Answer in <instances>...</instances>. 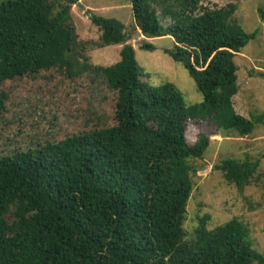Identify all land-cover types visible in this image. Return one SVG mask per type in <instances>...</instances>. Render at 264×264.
I'll use <instances>...</instances> for the list:
<instances>
[{"label":"trees","instance_id":"1","mask_svg":"<svg viewBox=\"0 0 264 264\" xmlns=\"http://www.w3.org/2000/svg\"><path fill=\"white\" fill-rule=\"evenodd\" d=\"M79 1L0 4V86L53 68L70 79L105 69L76 53L71 10ZM129 1L144 36L172 38L166 53L189 71L204 102L187 106L172 84L146 85L135 49L125 45L120 64L105 73L123 66L115 126L0 156V264H264L243 222L210 231L201 221L191 236L185 228L194 189L190 160L203 158L213 135L246 137L263 121L237 115L231 104L238 93L235 57L258 32L232 22L235 4ZM89 17L101 32L99 47L126 43L121 22ZM141 48L156 50L149 43ZM7 99L0 92V137ZM192 124L207 125L194 145L187 142ZM259 165L226 159L218 170L242 191Z\"/></svg>","mask_w":264,"mask_h":264},{"label":"rangeland","instance_id":"2","mask_svg":"<svg viewBox=\"0 0 264 264\" xmlns=\"http://www.w3.org/2000/svg\"><path fill=\"white\" fill-rule=\"evenodd\" d=\"M7 1L10 0H0V4ZM79 2L83 8L74 5L71 10L73 27L79 36L76 53L80 61L105 68L104 71L93 73L86 70L82 76L70 79L61 69L53 68L4 82L0 92L7 93L8 99L1 123L0 156L115 126L116 86L120 84L123 66L119 65L120 69L113 74L105 73L120 64L125 45L135 49L146 85L162 87L172 84L182 94L187 106L204 102L203 94L189 71L166 53L167 49H174L172 38L144 36L129 0ZM230 4L237 7L232 22L248 34L258 32L257 38L235 57L238 93L231 98L232 108L237 115L248 120L262 118L263 121L256 124L254 131L246 137L234 132L213 135L203 158L190 160L194 189L187 205L185 228L187 235L191 236L201 221L206 222V228L212 231L231 220H238L248 226L249 242L264 256V21L260 15V11L264 12V0H202L199 6L222 9ZM89 13L121 22L128 37L126 43L99 47L101 32L90 20ZM166 19L165 26L170 22L169 18ZM146 43L154 45L156 50L142 49ZM147 99L144 102L147 103ZM206 128V124L190 125L187 142L194 145ZM226 159L260 162L256 176L242 191L218 170Z\"/></svg>","mask_w":264,"mask_h":264},{"label":"water","instance_id":"3","mask_svg":"<svg viewBox=\"0 0 264 264\" xmlns=\"http://www.w3.org/2000/svg\"><path fill=\"white\" fill-rule=\"evenodd\" d=\"M77 6L83 8V6L81 5L80 2L77 4ZM141 29H142V27H141Z\"/></svg>","mask_w":264,"mask_h":264}]
</instances>
